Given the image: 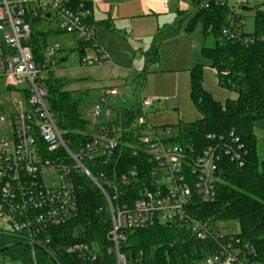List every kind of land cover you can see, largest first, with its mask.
Returning a JSON list of instances; mask_svg holds the SVG:
<instances>
[{
  "label": "trees",
  "instance_id": "obj_1",
  "mask_svg": "<svg viewBox=\"0 0 264 264\" xmlns=\"http://www.w3.org/2000/svg\"><path fill=\"white\" fill-rule=\"evenodd\" d=\"M66 1L69 8L89 10L91 14L86 22L94 29L102 24L93 20V0ZM192 3L196 7L194 14L189 17L186 11L180 10L172 26L176 34L190 33L198 23L202 26L203 44L190 69V97L201 117L192 122L178 123V136L171 140L184 146L202 148L210 144V135L229 136L232 133L240 139L246 150L245 164L237 166L223 158L216 198L198 201L194 215L212 223L237 221L239 232L226 233L223 241L229 236L234 237L241 256L251 264H264V158L258 156L254 130L255 123L264 120V10L255 3L254 30L246 33L244 22L236 28L244 19L227 0H192ZM28 8L27 18L32 25L28 44L36 61L45 63L46 37L36 26L49 17L33 16L34 5L29 4ZM245 37H249L248 42H244ZM210 38L214 41L213 46L206 45ZM79 42L81 54L86 48L95 47L93 39L80 38ZM160 44L157 38L153 41L147 53L148 65L159 61ZM203 60L215 70L220 87L234 91L236 98L222 103L205 89ZM45 82L49 108L67 146L76 153L92 137L88 133L91 121L81 113L83 97L67 90L65 81L55 77L52 69L48 71ZM139 115L140 110L134 106L123 109L120 117L108 122L107 127L134 128L133 123ZM138 132V128L136 133L123 131L116 154L108 162L100 158L83 161L101 185L105 186L106 181L118 183L123 174L134 169L138 171L139 179L135 189L147 184L154 162L140 147ZM135 148L138 149L137 154H134ZM45 156H58L66 164H74L64 148L45 152ZM75 174L77 209L74 216L63 224L40 231L33 241L0 231L1 253L19 257L23 264H92L85 251L72 250L75 245H89L93 253L99 255V264H118L113 242L108 238L111 215L106 196L90 177L78 171ZM131 189L125 184L119 192L128 194ZM106 191L114 193L111 188ZM217 248L216 241L200 240L190 227L175 223H157L128 231L126 239L120 243V252L126 256L128 264H187L206 258Z\"/></svg>",
  "mask_w": 264,
  "mask_h": 264
},
{
  "label": "built area",
  "instance_id": "obj_2",
  "mask_svg": "<svg viewBox=\"0 0 264 264\" xmlns=\"http://www.w3.org/2000/svg\"><path fill=\"white\" fill-rule=\"evenodd\" d=\"M161 1L167 4L171 0ZM235 1L240 7L254 3L264 10V0ZM29 4L35 7L33 16L49 14L50 18L56 14L58 29L76 33L84 40H94L95 29L86 22L90 11L81 7L69 8L66 0H0V231L33 241L40 231L72 218L77 209L75 173L78 171L90 177L106 196L111 215L108 238L113 242L118 264H128L126 256L120 252V243L126 239L128 231L157 223L187 226L198 239H212L218 243L214 253L187 264H251L240 255L234 237L229 236L223 241L226 233L216 223L194 215L198 201L216 198L223 158L237 166L245 164L246 150L240 139L231 133L229 136L210 135V144L202 148L173 144L167 128L159 130L144 113L145 104L156 107L159 99L142 97L134 128L107 127L108 122H114L120 116L111 120L108 118L111 108L103 110L101 104H95L88 114L93 126L92 132L88 130L91 140L78 152H72L47 100L45 80L52 61L37 62L28 44L32 33L27 18ZM243 22L241 20L236 28ZM248 41L249 37H245L244 42ZM59 49V44L46 46L44 53L53 57ZM97 50L98 58L85 56L83 63L109 62L107 56L99 48ZM12 89L18 92L13 100L1 97ZM119 94L117 87L106 88L101 103H106L107 97ZM136 128L139 129L140 147L154 162L147 184L135 189L139 179L138 171L134 169L123 174L118 183L106 181L105 186L101 185L83 161L100 158L108 162L116 154L122 132L136 133ZM60 148L66 150L73 165L66 164L58 156H45V152ZM137 153L135 148L134 154ZM125 184L132 188L128 194L119 192ZM110 188L114 193L106 191ZM76 249L85 251L87 259L93 261L95 254L91 246L72 247V250Z\"/></svg>",
  "mask_w": 264,
  "mask_h": 264
},
{
  "label": "rangeland",
  "instance_id": "obj_3",
  "mask_svg": "<svg viewBox=\"0 0 264 264\" xmlns=\"http://www.w3.org/2000/svg\"><path fill=\"white\" fill-rule=\"evenodd\" d=\"M229 4L236 9V11L243 16L244 28L246 33L253 32L255 25V15L257 8L254 3H250L246 8L240 7L235 0H228ZM184 8L189 17L194 14L196 7L193 5L192 0H180L175 7ZM176 14V10H174ZM188 17V19H189ZM188 19L185 20L184 25L187 24ZM59 18L56 14H53L48 20H42V22L36 26L39 31L44 32L46 37L47 46L54 44L62 45L63 38L61 33L56 32L58 29ZM170 28L165 27L163 32L159 35V40L163 42L160 49L161 62L160 64H152L147 70L146 75L139 74L136 72L135 65L141 55L138 53L132 62H125L123 59L121 61L127 67L133 65V70L131 73L125 74L126 78L123 79L126 85H121L120 94L116 97H107L106 103H101V88L98 85L112 84L113 79L109 82V77L98 75V82L91 81L88 84L84 83L80 78L81 73L73 70L72 67H78L80 65V54L75 47L71 48L67 53L62 51H57L56 55L53 57H46V61L51 60L54 62L52 66L53 73L55 77L62 78L64 80H70L67 83V88L72 90L75 96H78V92L82 89H87L89 94L84 96L85 103L83 102L81 106V113L85 118H89L88 114L95 104H101L103 110L106 107L111 108V115L108 117L111 120L117 119L120 116L122 107L130 108L134 106L137 108L141 102L142 97H156L159 99L158 105L156 107L145 104L144 113L146 114L149 122L161 130L167 127L169 136H178V123L181 122H192L201 117L200 112L194 106L190 97V74L186 68L189 65L190 60L187 59L184 62H180V66L177 70H172L176 67V63L173 60L175 56L184 55L186 52L185 45H178L179 51L171 52V48L167 47V38L172 35ZM68 37L78 38V34L68 33ZM188 38L190 40L199 42L200 39L203 42L202 26L198 23L195 29L189 33ZM69 43H65V45ZM207 46H213L214 41L212 38L206 41ZM75 46V45H70ZM183 51H180L181 49ZM91 51L92 49H88ZM87 50V51H88ZM68 55L67 59L62 60L63 54ZM180 53V54H179ZM186 54L184 55V57ZM133 63V64H132ZM204 72H203V85L207 91H209L215 99L225 103L227 99H233L237 97L234 91H230L220 87L218 84V79L216 72L210 66L208 62L203 60ZM87 85V86H86ZM92 85L94 87H92ZM98 87V88H97ZM102 87V86H101ZM18 96V92L14 89L8 92L7 95L1 96L2 98H8L13 100L14 97ZM87 98V99H86ZM104 117V116H103ZM102 117V119H103ZM254 130L257 136V150L260 159L264 158V120L255 123ZM89 131H93V126L89 128ZM175 143V141H171ZM217 226L222 230L223 233H236L239 232L240 226L237 221H219L216 223ZM0 264H23L21 258L13 257L4 253H0Z\"/></svg>",
  "mask_w": 264,
  "mask_h": 264
},
{
  "label": "crops",
  "instance_id": "obj_4",
  "mask_svg": "<svg viewBox=\"0 0 264 264\" xmlns=\"http://www.w3.org/2000/svg\"><path fill=\"white\" fill-rule=\"evenodd\" d=\"M179 1L180 0H171L169 3L165 4L161 0H93V20L95 23L104 24L100 26L97 25L95 28V47L86 48L81 54L79 50L80 38L68 37V32L59 30L58 32L61 33L64 43H61L62 45H60L58 51L67 53L73 47L78 50L80 54V65L72 68L78 71L79 74L81 73L80 78L84 83L88 84L91 81L98 82V75L109 77V82L111 79L114 80L112 84L98 85V87L101 88V96L106 88L117 87L121 91V85H126L123 79L127 77L125 74L132 72L133 65L130 67L125 66L121 63L123 59L127 63L129 61L132 62L139 53L141 58L138 59L134 70L142 75H146L147 70L152 64H160L162 59L160 49L163 42L158 38L161 32H163V29L169 27L172 35L167 38L168 42H166V44L168 43L167 47L172 49L171 52L175 51L176 53L179 51L178 45L180 44L186 46V52L184 53V55L186 54L185 57L182 53L179 57L173 54L176 67L172 70H177L180 66V62H184L187 59V64L188 60H190L189 65H186L190 74V69L194 65V56L202 47L203 42L201 39L199 42L190 40L191 38H188L189 33L181 32L176 34L173 30L172 25L179 17L178 12L180 10L186 11L184 8H175ZM174 10H176V14ZM156 38L161 42L158 53L159 61L148 65L147 53ZM65 43H69V45H65ZM90 48L92 49L91 51L88 50ZM97 48L107 56L109 62L94 63L92 65L83 63L82 57L98 58L99 53ZM183 50L182 48L180 51ZM66 53L65 55L63 54L62 60L67 59L68 55ZM53 65L54 62L52 61L51 66ZM64 81L66 86V82H70V80ZM66 86L65 88L70 90ZM92 87L94 86L92 85ZM87 94H89L87 89H84V91L82 89L78 92V96H82L83 100L84 96ZM127 108L122 107L121 111Z\"/></svg>",
  "mask_w": 264,
  "mask_h": 264
},
{
  "label": "water",
  "instance_id": "obj_5",
  "mask_svg": "<svg viewBox=\"0 0 264 264\" xmlns=\"http://www.w3.org/2000/svg\"><path fill=\"white\" fill-rule=\"evenodd\" d=\"M47 16L49 17L50 15L49 14H47ZM2 252V249H0V253ZM99 255L98 254H95L94 256H93V261H92V264H99Z\"/></svg>",
  "mask_w": 264,
  "mask_h": 264
}]
</instances>
